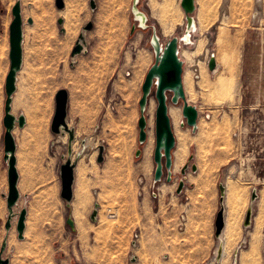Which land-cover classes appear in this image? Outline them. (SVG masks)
<instances>
[{"label":"rangeland","instance_id":"1","mask_svg":"<svg viewBox=\"0 0 264 264\" xmlns=\"http://www.w3.org/2000/svg\"><path fill=\"white\" fill-rule=\"evenodd\" d=\"M17 1L0 0V41L3 60L7 64L0 71L1 121L6 100L5 82L10 69L12 9ZM95 1L98 6L95 11L91 9L90 0L69 3L73 17L67 19L65 32H62L58 24L61 14L56 0L51 5L49 0H21L26 21L23 44L26 62L30 65L35 60L45 61L43 68L49 70L52 83L49 90H59L60 86L71 81L68 73L72 69L71 52L84 26L92 22V29L86 30L88 52L85 56L90 59L89 73L95 81L98 95L102 96V117L106 112L113 117L118 111L128 120V131H124L128 134V148L124 153L128 152L129 156L122 162L117 161L125 155L119 152L121 138L120 134L116 136L115 129L113 134L100 138L98 143L107 146L106 159L101 164L97 162L98 150L83 156L76 194L69 207L60 194L53 193L54 180L50 177L49 189L43 196L33 193L30 197L26 241L18 239L15 224L8 234L9 246L5 256L10 258V264H133L136 261L135 264H164L167 256L163 247L166 244L158 237L154 242V235L158 236L159 232L163 235L169 223L175 222L174 240H177L178 230L184 228V211L190 208L188 199L193 200L194 189L196 194H202L205 188L213 186L220 193L224 170L230 166L235 170L236 165L239 168L237 177L229 187L227 223L230 229L226 256L220 264L232 263L238 243L247 233L252 240L253 251L248 252L245 246H241L238 264H264V15L254 21V0H232L225 18L221 12L222 0H198L200 29L194 35V45L188 47L193 48L196 39L200 38L199 55L206 48L210 55L207 60H200L202 72L196 70L188 80L184 79L187 99L200 112L198 129L193 132L187 124L181 126L185 120L181 107L177 123L180 133L174 131L177 146L182 142V135L187 137L186 152L174 169L172 182L154 187L158 106L154 96L150 99L153 101L151 123L148 118L151 150L147 167L142 165L146 144L139 143L138 125L143 83L155 62L150 44L152 29L137 27L132 33L133 26L137 25L132 13L133 0ZM147 2L142 0L138 8L146 12L149 24H154L161 34L157 24L160 14L156 19L152 18ZM175 9L185 23L181 0L176 1ZM30 17L33 24L27 23ZM172 36H180L179 30L176 29ZM172 36L164 38V41ZM212 54L217 63L214 71H210L208 65ZM181 58L185 72L188 61L182 55ZM29 81L25 76L21 78V94ZM223 83L228 85L226 90L222 88ZM53 146H50L51 150ZM140 148L142 155L136 157ZM191 156H194L193 160ZM186 164L189 168L183 176L182 169ZM193 164L197 165L196 172L192 170ZM1 174H4L7 186L3 190L0 185V190L7 192L6 170ZM182 179L185 187L181 194H177ZM250 186L258 187L260 202L254 211L255 227L244 232L241 226H236L235 215L249 204ZM41 201L49 206L56 204L64 208L67 216L74 217L75 228L58 221L47 226L36 221L41 216ZM95 203L100 205L98 220L92 221L90 216ZM3 205L7 212L5 201ZM0 220L3 224L6 216L0 215ZM1 225L0 249L6 235ZM135 241H138L137 248L134 247ZM134 255L136 261L133 260ZM172 259L175 264L180 263L176 253Z\"/></svg>","mask_w":264,"mask_h":264},{"label":"crops","instance_id":"2","mask_svg":"<svg viewBox=\"0 0 264 264\" xmlns=\"http://www.w3.org/2000/svg\"><path fill=\"white\" fill-rule=\"evenodd\" d=\"M52 1L55 0H49L50 5ZM78 1L81 0H64L65 7L62 9L57 8L61 14L60 18L64 19L63 26L65 29L67 19L69 17H73L72 9L71 6H69V3L71 4V2ZM196 5L197 10L195 17L199 27L197 16L199 9L198 0H196ZM23 48V66L18 73L17 90L13 95L12 101V113L17 117L23 115L25 118L24 126L19 127L17 125L12 131L16 142L15 156L19 173L18 188L21 193L19 206L22 202L24 204L23 206L27 208L28 212L26 218V229L24 233L25 237L24 239H19L20 241H26L28 238L27 229L29 226V203L31 200V195L34 193L43 196L44 192L49 189L50 177H52L54 180L52 184L53 193L60 194L61 192L59 170L65 159H63V156L66 155L67 157L69 134L67 132L55 134L52 131V123L56 112L55 98L59 90L66 89L69 94L67 122L69 127L74 128L75 130V139L72 144V160H75L77 154L81 151V140L83 138L87 139L88 142L89 140L93 139L96 146L103 144L105 146L106 159L107 146L105 143H98V141L100 138L106 137L107 134H113L112 132L114 129L116 131V136L120 134L121 138L119 152L123 154V156L125 155L124 157L119 158L117 161L122 162L123 158H128L129 156L128 152L124 153L125 149L128 148V134L127 132L124 134V131H128V120H126V117L125 119L124 116L119 114L118 111L113 117L108 115V112H106L102 117V96L98 95V91L94 87L95 81L93 80L92 75L89 73L90 59L89 57L85 56L87 55L88 48L85 53L76 55L73 59L71 58L70 66L72 69L71 72H68L71 81L69 80L67 85H62L60 86L61 88L59 90L56 89L52 92L49 90L50 86H52L49 70L43 68L45 61L35 60L30 62V65H27L25 46H23ZM23 76H25L30 81L24 85V93L21 94L20 80ZM33 79L36 80L31 81ZM4 116L5 109L2 116V121L0 117V172L6 170V175L8 178V168L5 162ZM100 119H102V121ZM124 138H126V140H124ZM97 143L100 145H97ZM51 145H54L53 150L50 149ZM83 156L78 160L77 166L75 168L76 180L74 184V194H76L75 192L79 165ZM163 183L166 184L168 182L163 181L160 186L163 185ZM254 188L257 189L259 196L260 191L258 187L250 186L248 191V197L250 199ZM196 192L197 190L194 189L193 200H190V198L188 199L190 201V208H188L189 210L187 209L184 211L185 225L183 229L178 230V239L174 240L176 237L177 227L175 222L169 223V227L164 231L163 235L161 232H159L158 236L154 235V242L158 237L159 240H162L164 244H166L163 247L164 254L167 256L164 264H175L174 260L172 259V255L174 253H176V257L178 258L177 260L180 262L177 264H206L216 252L218 238L216 237L215 221L217 212L220 208V193H217L213 186H210L208 189L205 188L202 194H196ZM2 193H8V190L7 192L0 190V200L4 203V201L6 202V199L3 198ZM229 195L230 192L226 187L225 199L228 202ZM227 201H225L226 216H229L230 209ZM248 208V205L245 208H241V210L235 215L236 226L237 224L238 226H241L244 232L251 230L256 224L253 218L252 225L247 229L244 228V220ZM39 209L41 210V216H39L36 221H39L40 224L47 226L51 223H54L55 221H58L60 224H66V226H69L66 223L68 216L65 213L64 208L62 209L56 204L49 206L48 203L41 201L39 204ZM1 226L5 229V222H3ZM163 226L165 227L164 222ZM222 237H225L224 233L222 234Z\"/></svg>","mask_w":264,"mask_h":264},{"label":"water","instance_id":"3","mask_svg":"<svg viewBox=\"0 0 264 264\" xmlns=\"http://www.w3.org/2000/svg\"><path fill=\"white\" fill-rule=\"evenodd\" d=\"M142 0H133L132 13L134 21L137 25L132 28V33L136 28L140 29H152L151 47L155 56V62L150 67L145 81L143 83V94L139 101L140 105V118H139V143L145 145L148 141V106L150 99L154 96L158 102L156 110V122H155V136L156 146L154 151L155 172L153 185L166 181L172 182L174 177V150L177 146V138L172 125V119L170 116V104L182 105V114L184 121L181 122V126L186 124L192 128L193 132L198 129V121L200 118V112L198 107L190 103L187 99L186 89L184 84V60L181 58L182 44L194 45V35L197 30H194V25H197L195 13L197 10L196 0H181V7L185 12V30L184 36H172L170 39L164 41V38L159 33L157 27L154 24H149V17L143 10L138 8L139 3ZM91 9L95 11L98 6L95 0H90ZM56 6L59 9L65 7L64 0H56ZM13 20L10 25V69L6 78L5 90V162L8 168V193H2L3 198L7 202V216L5 221L6 236L3 240L0 249V264H10V258L5 256L6 249L8 247V234L16 225L18 239H24L26 229L27 208L23 206L20 211L16 208L19 207L21 199V193L18 188L19 173L16 163V142L12 133L13 129L18 125L23 127L25 124V118L23 115L19 117L12 113V101L13 95L17 90L18 73L23 66V53H24V26L26 21L23 16V7L21 0H18L12 9ZM33 18H28L27 23L33 24ZM58 24L61 27V31L65 32L64 19L59 18ZM92 22L87 23L83 29H92ZM88 46L87 40L83 32L80 33L79 38L71 52V57L85 53ZM210 71L216 69L217 63L214 54L211 55L209 62ZM69 94L66 89H61L56 94V112L52 123V131L55 134L68 133L69 142L67 148V157L63 156V163L60 166L59 175L61 180V198L66 202L67 206H71L74 199V184L76 180L75 168L78 160L86 152L88 140L83 138L81 151L77 154L75 160H72L73 154V141L75 139V130L70 128L67 122V107H68ZM143 150L140 148L136 151V157L142 155ZM191 160L194 156H191ZM105 160V146L102 144L98 146L97 162L101 164ZM189 165L186 164L182 169L183 176H186V171ZM192 170L197 171V165H192ZM185 187V181L182 179L177 188V194H181ZM220 189V208L216 215L215 227L216 237L220 241L218 245L216 260L220 261L224 253V240L222 234L226 227V207H225V195L226 185L221 182ZM258 198V191L256 188L252 191L251 200L255 202ZM99 203H95L94 210L90 216L92 221L98 220ZM255 212L254 207L249 206L246 217L244 220V228L247 229L252 225ZM66 223L75 228V222L72 216H68ZM2 221L0 220V225ZM133 260L136 261V256H133Z\"/></svg>","mask_w":264,"mask_h":264},{"label":"bare ground","instance_id":"4","mask_svg":"<svg viewBox=\"0 0 264 264\" xmlns=\"http://www.w3.org/2000/svg\"><path fill=\"white\" fill-rule=\"evenodd\" d=\"M176 1L177 0H161V2L158 3L155 0H148V2H147L149 8H151V11H152V15H151L152 18L156 19L157 15L160 14V18L157 19V24L159 26V29H160V32H161L163 38H167L169 36H172L174 34V32L176 31V29L179 30L180 36H182V37L184 36L185 23H184V20L181 18L180 13L175 9ZM231 1L232 0H222L221 1V3H222L221 4L222 5L221 6L222 11L221 12H223V18H225L227 16ZM254 1H255V8L253 10L252 17L254 18V21H257V20L261 19L264 15V12H263L264 0H254ZM199 29L200 28L198 26H196V24H195L194 30L199 31ZM81 32H83V34L85 35L86 40H87V44H88V32L85 29H83ZM200 44H201L200 38L196 39V44L193 48L188 47L189 45H186L184 43L182 44L185 46L184 47L182 46L183 48L181 47L182 51L180 54L182 55V57L187 58V61H188L186 64V67H185V72H184L185 81L189 79L190 74H192L194 71L198 70L199 72H202L201 71L202 66H201L200 60L203 61V60H207L209 58L210 51L208 48H206L199 55L198 51L201 49ZM1 46H2V42L0 41V71H3L7 64H6V61L3 60L4 59V53H3ZM86 48H87V45L85 46V49ZM200 57H202V58H200ZM226 85H225V83L222 84V88L225 90H226V87L228 88V85L227 86ZM181 107H182V105L179 106V105L170 104V115L172 118V125H173L175 131H177V133H180L178 126H177V123L179 121V117H180L179 113L181 111ZM152 113H153V101L151 100L150 104L148 106V111H147L149 123H151V121H152V115H153ZM150 131L151 130H149V132ZM149 139H148V142L146 143V146L144 148V154H143V159H142L143 167H147V165L149 163V153L151 150V144H150ZM186 144H187V137L186 136L184 137V135H182V142L180 143L179 146H177L176 150H174V154H175V168L174 169L175 170H176L178 163L181 161L183 155L186 152ZM97 150L98 149H97V146L94 144V140L93 139L89 140L87 148H86V152L84 153V156L86 154H94V153H96ZM233 168L234 167H232V166L226 168L223 172V175H222V182L226 185L228 191H229V187H230L231 183L233 182V179H236L237 173H238L237 171L239 170L237 165L235 167L236 168L235 170ZM0 185L2 186L3 190H6V188H5L7 186L6 179L4 177V174H1V172H0ZM258 198H259V196H258ZM258 198L255 202H253L250 199L249 204H248V206L252 205L254 207V211H255V207L260 202V200ZM225 201H227V200L225 199ZM22 205H24V204L21 202L20 206L17 207L16 210L20 211L22 208ZM7 213L8 212H6V210L4 211L3 202L0 200V215L7 216ZM227 218H228V216H226V222H227ZM229 229L230 228L228 226V223H226V229L224 231L225 237H222V239L224 240L225 252H226V244H227L228 236H229ZM248 236L249 235L247 233L242 238L239 245L237 246L236 251L233 254L231 264H238V260L240 257L238 252H239L241 246H245L247 248V250H249L248 252L253 251V243L251 242L252 240H250V238ZM263 240H264V234H263ZM219 243H220V241L218 240L217 244H216V252L213 254L212 258L207 262V264H212V262L220 264L222 262V259L224 258L225 253L223 255V258L220 261L216 260V255H217ZM134 247L135 248L138 247V241H135ZM263 255H264V244H263ZM136 262H134L133 264H135Z\"/></svg>","mask_w":264,"mask_h":264},{"label":"built area","instance_id":"5","mask_svg":"<svg viewBox=\"0 0 264 264\" xmlns=\"http://www.w3.org/2000/svg\"><path fill=\"white\" fill-rule=\"evenodd\" d=\"M183 229V228H182Z\"/></svg>","mask_w":264,"mask_h":264}]
</instances>
